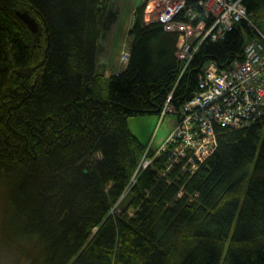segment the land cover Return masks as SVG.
<instances>
[{
  "label": "trees",
  "instance_id": "obj_1",
  "mask_svg": "<svg viewBox=\"0 0 264 264\" xmlns=\"http://www.w3.org/2000/svg\"><path fill=\"white\" fill-rule=\"evenodd\" d=\"M243 4L261 24L264 0ZM143 8L124 68L105 75L108 0H0L2 243L23 264H264V117L216 125L217 147L193 171L185 159L167 168L165 151L142 169L148 143L127 125L169 94L181 106L210 61L242 59L251 32L242 23L205 41L184 68L177 34L143 23Z\"/></svg>",
  "mask_w": 264,
  "mask_h": 264
},
{
  "label": "built area",
  "instance_id": "obj_2",
  "mask_svg": "<svg viewBox=\"0 0 264 264\" xmlns=\"http://www.w3.org/2000/svg\"><path fill=\"white\" fill-rule=\"evenodd\" d=\"M150 1L142 4L143 23L157 22L165 31L177 34L174 54L184 68L205 41L221 40L242 23L251 32L249 36L242 32L249 37L242 59L222 69L210 61L198 75V91L178 108L169 94L157 114L159 119L176 114V122L152 156L147 155L152 148L147 144L140 167L146 168L165 151L169 153L167 168L185 159L193 171L216 149V125L241 128L264 117V20L257 25L243 0H152L146 17ZM134 17L135 13L131 19ZM121 55L126 63L128 51L123 49Z\"/></svg>",
  "mask_w": 264,
  "mask_h": 264
},
{
  "label": "rangeland",
  "instance_id": "obj_3",
  "mask_svg": "<svg viewBox=\"0 0 264 264\" xmlns=\"http://www.w3.org/2000/svg\"><path fill=\"white\" fill-rule=\"evenodd\" d=\"M143 1L108 0V8L114 13L115 19L100 39L96 57V65L105 66V75L118 73L124 67L121 51L129 49L128 30L132 24L131 15L134 14V9L143 4ZM248 39L249 37L245 35L244 43ZM176 118V114L173 113H167L162 119H159L157 114L136 115L128 117L127 125L140 142L150 143L156 150L173 129ZM6 189V184L0 179V264H23L25 256L22 250L5 246L1 240L2 226L9 228L10 224V206L6 200ZM20 244L22 245V241L18 242V245Z\"/></svg>",
  "mask_w": 264,
  "mask_h": 264
},
{
  "label": "water",
  "instance_id": "obj_4",
  "mask_svg": "<svg viewBox=\"0 0 264 264\" xmlns=\"http://www.w3.org/2000/svg\"><path fill=\"white\" fill-rule=\"evenodd\" d=\"M20 16L29 27H32V21L26 14L23 13Z\"/></svg>",
  "mask_w": 264,
  "mask_h": 264
},
{
  "label": "bare ground",
  "instance_id": "obj_5",
  "mask_svg": "<svg viewBox=\"0 0 264 264\" xmlns=\"http://www.w3.org/2000/svg\"><path fill=\"white\" fill-rule=\"evenodd\" d=\"M152 7H153V1L151 0V1L148 3V6H147L146 17H148L149 11L151 10Z\"/></svg>",
  "mask_w": 264,
  "mask_h": 264
},
{
  "label": "crops",
  "instance_id": "obj_6",
  "mask_svg": "<svg viewBox=\"0 0 264 264\" xmlns=\"http://www.w3.org/2000/svg\"><path fill=\"white\" fill-rule=\"evenodd\" d=\"M124 66H125V65H124ZM123 68H124V67H123ZM123 68H122V69H123ZM122 69H121V70H122ZM121 70H120V71H121ZM118 72H119V71H118Z\"/></svg>",
  "mask_w": 264,
  "mask_h": 264
}]
</instances>
